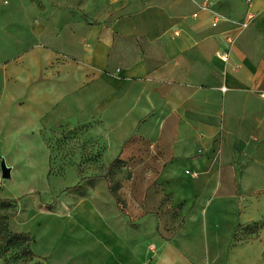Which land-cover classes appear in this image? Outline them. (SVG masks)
<instances>
[{"label": "crops", "instance_id": "1", "mask_svg": "<svg viewBox=\"0 0 264 264\" xmlns=\"http://www.w3.org/2000/svg\"><path fill=\"white\" fill-rule=\"evenodd\" d=\"M147 1L14 0L21 20L1 18L29 37L15 36L25 49L0 59V139H41L48 169L51 120L100 113L119 139L145 141L143 159L123 167L135 173L124 212L101 183L79 180L85 194L71 188L50 210L63 220L64 247L39 259L264 264V239L232 245L239 223L264 216V0H207L229 19L216 26L203 0ZM248 12L254 19L228 43L230 20Z\"/></svg>", "mask_w": 264, "mask_h": 264}, {"label": "rangeland", "instance_id": "2", "mask_svg": "<svg viewBox=\"0 0 264 264\" xmlns=\"http://www.w3.org/2000/svg\"><path fill=\"white\" fill-rule=\"evenodd\" d=\"M14 4V0L1 3L0 59L12 57L25 49L27 43L13 44L15 36L29 37L26 30L18 27L16 22L1 20L5 17L21 20V14L13 9ZM146 5L154 7L152 0L147 1ZM146 14L155 19V12ZM69 119L62 123L51 120L49 125L43 124L50 169L47 150L41 139H0V162L4 160L11 167L10 178L4 179L0 175V199L14 200L8 207L0 206V224L7 217L11 229L28 233L31 237L30 246L36 251L33 252L37 257L41 256L37 253L46 252L49 247H64L61 243L63 220L50 210L52 206L58 209L70 201L69 189L76 187L81 177V181H97L102 188L106 187L115 199L114 211L123 213L125 201L122 189L135 176V173L123 167L141 161L145 153V141L140 140L136 132L126 139H119L116 127L107 124L100 113L92 121L82 119L71 122ZM1 125L0 136L2 132H7V126ZM116 156L119 160L112 163ZM84 187V183H81L77 189L85 192ZM244 192L245 189H241V193ZM46 206L49 208L46 209ZM168 209L175 216V208ZM259 237L264 239V216L257 221L239 223L232 236V245L249 243ZM3 245L0 237V247ZM23 245L10 246L6 255L0 256V264H33L35 260L38 261L20 253ZM262 255L264 257V248Z\"/></svg>", "mask_w": 264, "mask_h": 264}, {"label": "trees", "instance_id": "3", "mask_svg": "<svg viewBox=\"0 0 264 264\" xmlns=\"http://www.w3.org/2000/svg\"><path fill=\"white\" fill-rule=\"evenodd\" d=\"M118 160H119V157L116 156L112 160V163H116ZM49 169H50V166H49ZM81 179L82 177L80 178V180ZM78 186H80V183L76 184V187L74 188H77ZM80 194H85V193L81 191ZM13 203H14V200L12 199H5V198L0 199L1 207H8L12 205ZM4 219H5L4 223H2V225L0 224V237L2 238L3 243H4L3 247H0V256L6 255L10 246H20L24 244L23 247H20L21 254L27 255L29 256L30 259H34V260L37 259L38 261L41 262L39 263L38 261L35 260L33 264H45L32 251L30 247L31 237L25 232L15 231L11 229L9 224L7 223V217H4Z\"/></svg>", "mask_w": 264, "mask_h": 264}, {"label": "built area", "instance_id": "4", "mask_svg": "<svg viewBox=\"0 0 264 264\" xmlns=\"http://www.w3.org/2000/svg\"><path fill=\"white\" fill-rule=\"evenodd\" d=\"M248 3L251 1V0H246ZM199 8L200 9H204V10H209L212 15H213V20L211 22V25L212 26H216L217 25V22L221 19H224V20H229L227 17H225L224 15H222L221 13L213 10L212 8H210L207 0H203L201 1L199 4H198ZM197 13H193V16H196ZM254 19V14L252 12H248L246 13L245 15V18L241 21H235V20H230L234 23V26H233V32L231 34H228L226 36V40L228 43H233L235 38L244 30L246 29L250 22ZM218 55L221 57V59L223 60H226L227 57H228V52L226 51H223V52H220L218 53ZM192 175H196L197 173L195 172H192L191 173Z\"/></svg>", "mask_w": 264, "mask_h": 264}, {"label": "water", "instance_id": "5", "mask_svg": "<svg viewBox=\"0 0 264 264\" xmlns=\"http://www.w3.org/2000/svg\"><path fill=\"white\" fill-rule=\"evenodd\" d=\"M0 175L4 179H8L11 176V167L6 165L4 160L0 162Z\"/></svg>", "mask_w": 264, "mask_h": 264}]
</instances>
